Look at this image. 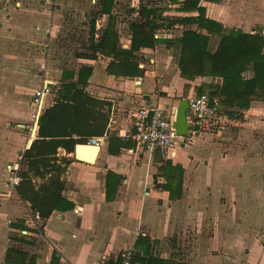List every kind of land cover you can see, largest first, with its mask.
Wrapping results in <instances>:
<instances>
[{
	"label": "crops",
	"instance_id": "0c3cea01",
	"mask_svg": "<svg viewBox=\"0 0 264 264\" xmlns=\"http://www.w3.org/2000/svg\"><path fill=\"white\" fill-rule=\"evenodd\" d=\"M90 2L91 10H81ZM90 2L0 0V264H7L10 247L28 253L34 264H115L125 250L143 259L135 260L138 264H148L147 256L156 258L150 264H264V101L251 102L238 116H229L224 130L194 137L171 157L150 153L132 137L136 108L149 104L174 115L194 86L220 83L221 78L180 77L178 47L167 48L162 42L136 52L143 72L133 77L107 73L110 59L104 55L81 58L75 52L69 65L49 57L48 47L76 16L88 23V45V20L94 19V41L111 20L118 46L128 49V22L139 19L140 2L163 7L162 15L168 17L195 16L197 11H177L173 7L178 5L168 0H132L133 12L128 10L126 18L122 0L112 1L111 15L99 11V0ZM200 4L206 16L223 27L264 36V0ZM47 5L50 12L41 13ZM182 30L175 24L159 32L173 38ZM44 44L47 49H41ZM62 45L58 42L57 49L63 50ZM81 65L92 67L84 90L107 103V134L88 138L103 137L93 162L75 158L74 150L58 149L59 156L70 159L62 195L72 206L41 220L16 189L5 187L7 165L20 166L18 155L37 137L29 138L27 132L35 114L34 92L50 87L42 97V113L55 102L62 71H77ZM185 85L190 86L187 91ZM109 136L128 144L118 149ZM166 161L183 169L178 198H170L162 188Z\"/></svg>",
	"mask_w": 264,
	"mask_h": 264
},
{
	"label": "trees",
	"instance_id": "16d2710c",
	"mask_svg": "<svg viewBox=\"0 0 264 264\" xmlns=\"http://www.w3.org/2000/svg\"><path fill=\"white\" fill-rule=\"evenodd\" d=\"M113 0H99L100 12L111 15ZM178 6L177 11L195 16H163L164 8L140 2L139 19L128 22L130 47L118 46V37L110 20L99 40L94 41V19H89L91 43L76 57L94 58L97 54L110 59L106 66L109 74L116 76H138L143 70L138 67L136 52L142 48H154L158 42L167 48L178 47V70L180 77L192 81L197 76L219 77L220 83H201L194 86L192 95L206 94L211 99L229 109V115L246 110L253 101H264V36L251 34L240 29H227L221 23L206 16L201 0H168ZM130 14L133 9L129 10ZM175 24L183 27L175 37H163L160 30L170 29ZM210 34L219 35L213 51L208 50ZM92 72V67L81 65L77 71L63 70L61 82L55 90V102L44 109L39 116L37 137L22 153L19 166L21 178L15 187L21 200L28 202L31 209L45 220L54 210L69 209V203L62 193L65 179L62 177L70 159L59 156V148L66 153L74 150L76 143H84L91 136L107 134V103L89 95L84 83ZM185 85V90L189 89ZM109 142L119 147L128 143L109 136ZM112 144V143H111ZM117 149V150H118ZM166 178L162 188L169 192L170 198L180 197L182 191V172L180 165L166 161L161 168ZM41 178L36 182L34 178ZM53 258L56 254L52 253ZM137 255V254H136ZM134 255V260H143ZM148 264L156 258L147 256ZM7 264H34L33 258L23 250L10 247L6 251Z\"/></svg>",
	"mask_w": 264,
	"mask_h": 264
},
{
	"label": "built area",
	"instance_id": "2783aa9c",
	"mask_svg": "<svg viewBox=\"0 0 264 264\" xmlns=\"http://www.w3.org/2000/svg\"><path fill=\"white\" fill-rule=\"evenodd\" d=\"M262 34V33H261ZM50 92V87L44 85L34 92L33 104L35 114L32 124L27 126L29 138L37 135V118L41 110L42 97ZM188 114L186 115L187 131L184 135H178L173 126L174 115L164 108L141 104L135 110L133 127L135 131L132 137L140 142L145 150L155 153L162 158L174 155L177 147H184L190 144L194 137L201 134L218 133L224 129L228 122L229 109L222 107L216 99H211L206 94L188 95ZM103 137L88 139L85 144L99 145ZM22 152L18 155V160L22 159ZM9 172L5 187L14 190L20 182L19 164L7 165ZM119 258L115 264H138L130 250L119 253Z\"/></svg>",
	"mask_w": 264,
	"mask_h": 264
},
{
	"label": "rangeland",
	"instance_id": "374dc122",
	"mask_svg": "<svg viewBox=\"0 0 264 264\" xmlns=\"http://www.w3.org/2000/svg\"><path fill=\"white\" fill-rule=\"evenodd\" d=\"M131 1L132 0H122V2L126 3V4L122 3V6H124V10L122 7V11H123L122 14L126 15V18L129 17L128 10L130 8V2ZM143 1H149V0H143ZM150 1H152V0H150ZM89 2H90V0H89ZM89 4H90V7H85L81 10H91L93 3L90 2ZM38 7H39V5H38ZM42 10L43 11L41 13H45V12L49 13L50 12V6L47 5V8L42 9ZM43 17H44V15H43ZM87 24H88L87 21H84L82 16H76L75 21H70V22L68 21V23L65 24V26L63 25V28H61V33H60V34H62V36L58 37L57 42L55 39L54 42L50 43L49 47L44 44L43 46H41V49L42 48L47 49V47H48V52L50 54L49 57L50 56H53L52 58L57 57L59 60L58 62L65 61L64 62L65 64L70 62V60H72L71 55L73 56L75 52L78 53L77 50L84 52V51H86V48L88 47V44L86 43V35L88 33V25ZM218 40H219V35L214 34L209 41L208 48H211V47L217 45ZM58 42L63 43V45L59 47L60 49L64 47L63 50L57 49ZM39 46H40V44L38 45V47ZM38 50H37V52H38ZM69 65H73V61H71L69 63ZM227 124L228 123H226L224 125V128L226 127Z\"/></svg>",
	"mask_w": 264,
	"mask_h": 264
},
{
	"label": "water",
	"instance_id": "95a60500",
	"mask_svg": "<svg viewBox=\"0 0 264 264\" xmlns=\"http://www.w3.org/2000/svg\"><path fill=\"white\" fill-rule=\"evenodd\" d=\"M188 109L187 100L182 99L178 102L177 108L174 113L173 126L176 129L178 135H184L187 131V122H186V110ZM99 150L98 145L92 144H76L74 147V156L80 160L87 162H93L97 151ZM90 152L89 155H85L84 152Z\"/></svg>",
	"mask_w": 264,
	"mask_h": 264
}]
</instances>
